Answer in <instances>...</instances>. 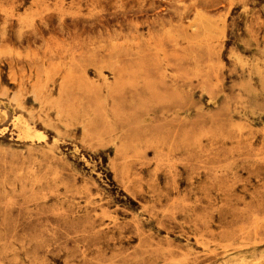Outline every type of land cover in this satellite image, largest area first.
<instances>
[{
    "label": "rangeland",
    "instance_id": "obj_1",
    "mask_svg": "<svg viewBox=\"0 0 264 264\" xmlns=\"http://www.w3.org/2000/svg\"><path fill=\"white\" fill-rule=\"evenodd\" d=\"M0 264H264V0H0Z\"/></svg>",
    "mask_w": 264,
    "mask_h": 264
},
{
    "label": "bare ground",
    "instance_id": "obj_2",
    "mask_svg": "<svg viewBox=\"0 0 264 264\" xmlns=\"http://www.w3.org/2000/svg\"><path fill=\"white\" fill-rule=\"evenodd\" d=\"M41 141V140H40Z\"/></svg>",
    "mask_w": 264,
    "mask_h": 264
}]
</instances>
